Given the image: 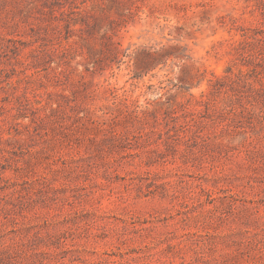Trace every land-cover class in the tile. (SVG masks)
<instances>
[{
	"label": "rangeland",
	"instance_id": "374dc122",
	"mask_svg": "<svg viewBox=\"0 0 264 264\" xmlns=\"http://www.w3.org/2000/svg\"><path fill=\"white\" fill-rule=\"evenodd\" d=\"M0 264H264V0H0Z\"/></svg>",
	"mask_w": 264,
	"mask_h": 264
}]
</instances>
